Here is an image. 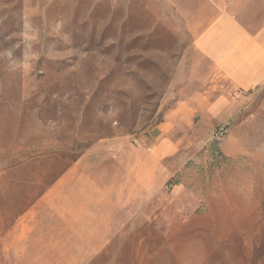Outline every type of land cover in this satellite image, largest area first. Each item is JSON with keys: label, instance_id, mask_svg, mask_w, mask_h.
I'll use <instances>...</instances> for the list:
<instances>
[{"label": "rangeland", "instance_id": "1", "mask_svg": "<svg viewBox=\"0 0 264 264\" xmlns=\"http://www.w3.org/2000/svg\"><path fill=\"white\" fill-rule=\"evenodd\" d=\"M185 22L0 0V264H264V85L218 74Z\"/></svg>", "mask_w": 264, "mask_h": 264}, {"label": "crops", "instance_id": "2", "mask_svg": "<svg viewBox=\"0 0 264 264\" xmlns=\"http://www.w3.org/2000/svg\"><path fill=\"white\" fill-rule=\"evenodd\" d=\"M195 49L242 91L264 85V0H167Z\"/></svg>", "mask_w": 264, "mask_h": 264}, {"label": "built area", "instance_id": "3", "mask_svg": "<svg viewBox=\"0 0 264 264\" xmlns=\"http://www.w3.org/2000/svg\"><path fill=\"white\" fill-rule=\"evenodd\" d=\"M228 135V128L225 125L218 126L215 133V139L217 141H222Z\"/></svg>", "mask_w": 264, "mask_h": 264}]
</instances>
